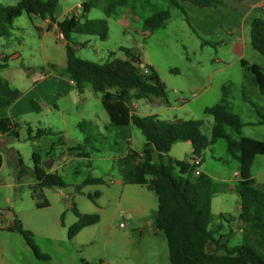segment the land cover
Returning a JSON list of instances; mask_svg holds the SVG:
<instances>
[{
  "label": "rangeland",
  "instance_id": "1",
  "mask_svg": "<svg viewBox=\"0 0 264 264\" xmlns=\"http://www.w3.org/2000/svg\"><path fill=\"white\" fill-rule=\"evenodd\" d=\"M19 1L0 0V5L15 6ZM82 1L60 0L53 19L60 22L71 16L80 17ZM220 1L223 4L217 8L222 16L229 14V18H216L214 14L206 17L191 9L202 10L192 5L184 9L185 18L167 0H124L125 8L116 6L110 18L100 8H92L86 19L104 20L107 39L72 34L70 41L77 57L97 65L112 59L125 60L123 50H131L142 64L155 70L166 88L169 103L157 107L136 101L139 112L165 121H201V134L208 140L213 120L203 111L219 103L221 88L230 85L228 109L244 126L238 134L231 131L228 134L235 139L246 137L264 142V124H258L263 119L257 113L260 111L264 117V95L250 83L251 74L240 64L243 60L264 68V56L252 49L249 36L250 21L264 20V11L253 5L264 0ZM164 10H169V20L151 34L143 32V20ZM244 15L242 29L236 30L235 25ZM65 44L55 27L48 28L40 17L26 12L13 22L10 37L0 38V55L8 57L7 67L0 76L12 75L10 86L27 94L25 100L10 110V116L19 126L18 138H0V225L18 219L32 234L38 251L48 259L37 260L16 233L10 235L15 241L6 237L8 248L14 245V252L9 255L5 251L3 258L7 264H170L165 235L154 228L157 200L148 189V177L138 165V161L150 164L155 161L144 157L145 141L138 129L132 127L127 139L118 137V130L109 129L101 96L93 93L90 85L79 94V101L63 105L61 80L66 78L61 73L66 65ZM109 53L113 56L109 57ZM42 75H52L49 78L52 82L46 79L43 86H36L34 82ZM32 86L34 89L29 91ZM82 122L91 126L85 132L77 127ZM28 126L32 129L31 139ZM36 129H50L54 134L36 137ZM62 142L69 148L84 146L87 156L72 154L61 162L59 158L69 154ZM186 144H175L165 159L175 178L181 176L178 172L181 161L189 153ZM33 153L41 159L55 160L54 164L50 160L52 166L48 171L56 172L65 183L64 188L43 189L49 203L47 208L35 206L29 189L34 183L31 176L19 181L16 178V155L21 156L25 167L32 169ZM201 158L199 170L206 169L214 177L238 167L227 155L221 139L202 152ZM250 173L258 185L264 184V156L255 158ZM187 178L194 177L189 173ZM86 179L99 182L79 187ZM214 182L213 221L209 230L215 239L223 235L227 247L238 246L242 243L241 233L234 224L240 212L238 196L227 184ZM72 208L81 214L98 215L99 222L69 239L68 229L77 221ZM220 215L235 221L228 224ZM207 249L212 252L215 246L210 244Z\"/></svg>",
  "mask_w": 264,
  "mask_h": 264
},
{
  "label": "trees",
  "instance_id": "2",
  "mask_svg": "<svg viewBox=\"0 0 264 264\" xmlns=\"http://www.w3.org/2000/svg\"><path fill=\"white\" fill-rule=\"evenodd\" d=\"M60 0H20L15 6L0 5V38H9L13 22L23 13L48 19V28L56 24L65 44L66 65L62 75L73 82L78 93H82L86 85H90L95 94L101 96V103L109 120V129L122 130L128 127L138 129L144 138V157L154 158L155 163L138 161L141 172L148 177V189L157 200V213L154 228L165 235L170 264H264V184L258 185L251 176V167L257 156H264V142L246 137L232 138L228 131L239 133L244 124L230 113L228 96L230 85L221 88V101L212 107L205 108L203 113L213 120L211 137L208 140L201 134V121H165L155 116H137L131 110L134 101L159 100L168 104L167 91L155 70L142 64L139 57L131 50L124 49L125 60L112 59L103 65H97L77 57L75 46L71 44L72 34L97 37L105 41L108 37L107 25L104 20H88L86 14L92 8H100L110 18L114 8L127 5L124 0L102 2V0H83L79 6L80 17L71 16L60 22L53 19L54 10ZM169 5L187 17L181 3H190L198 8H217L222 6L220 0H167ZM242 1V0H238ZM117 15V13H113ZM170 18L169 10L153 13L143 20L142 31L153 33L163 26ZM84 19V21H81ZM250 44L254 51L264 56V20L254 18L249 24ZM71 44V45H70ZM113 53H109L112 57ZM0 72L7 67L8 57L0 58ZM241 67L251 74V82L259 93L264 95V68L241 61ZM130 102V104H129ZM12 105L8 98L0 96V138H18V124L7 116ZM258 124H264V117ZM86 122L77 127L83 132L91 126ZM32 129L27 127L31 139ZM54 134L50 129H36L35 136L42 137ZM224 140L227 155L239 165V180L232 190L239 199L240 212L238 221L242 243L235 247L220 244V239L213 237L209 225L213 221L211 201L215 182L201 173L193 180L183 176L174 177L172 168L167 166L165 159L171 148L177 143H189L191 156L201 158L202 152L210 149L216 140ZM87 141L85 140V144ZM87 156L85 148L77 145L69 149V154ZM33 167L24 166L19 154L15 158L16 178L31 176L34 183L29 186L31 196L38 209L49 207L43 195L45 188H64L63 179L56 173L42 167L39 154H32ZM1 163V159H0ZM192 173V167L184 165L183 175ZM99 180L86 179L79 187L98 183ZM72 212L77 221L68 229L67 236L72 238L85 227L97 224L96 214L79 213L75 208ZM230 224L234 218L226 220ZM221 228V224L218 225ZM6 232L20 235L37 260H47L35 247L32 234L25 230L18 219L3 229ZM213 244L215 250L208 251Z\"/></svg>",
  "mask_w": 264,
  "mask_h": 264
},
{
  "label": "crops",
  "instance_id": "3",
  "mask_svg": "<svg viewBox=\"0 0 264 264\" xmlns=\"http://www.w3.org/2000/svg\"><path fill=\"white\" fill-rule=\"evenodd\" d=\"M190 5H191L190 3H181V6L184 9L185 8H189ZM253 7L254 8H261L262 11H264V2H262V3L256 2L253 5ZM191 9H193L197 13L198 12L202 13V15H205L206 17L208 15L214 14V16L216 18H218V17L229 18V14L224 15V16L221 15L220 8H214V9L213 8H199V9H202L200 11L197 10V9L195 10V8H191ZM244 18H245V15L241 18V21L237 25H235L236 30L240 31L242 29V22H243ZM43 22H44V24H46L48 26V24H49L48 19L43 20ZM52 27H55L57 29L55 23L52 24ZM59 38L63 39L62 35L60 33H59ZM239 43L242 44L243 41L241 42V40H240ZM1 57H2V55H0V58ZM64 68L62 69V71L64 70ZM4 70H2L0 73H2ZM48 75H50V74H48ZM40 77H41L40 79H39V76L34 79V81L36 79H39L36 82H34L35 84H37L36 86H43L45 84V82H46V79H49L50 77H52V75L51 76H45V77L42 75ZM65 78L66 79L61 80V94H63L62 97H64V99H63V105L64 106L67 104L66 102H73L75 100L79 101V94H81V93H78L77 90L74 88L73 82L70 81L66 76H65ZM11 80H12V75H10V74H4L3 77L0 76V96H2L4 98H8V99L13 101V104L11 105V107L9 109L8 115H9V118H11V120L14 121V119H12V116H10V112H11L10 110H12L18 103H20L21 101L25 100L26 97H27V94L22 89H18L17 87H11L10 86ZM51 82H52V80L49 79L48 83H51ZM32 89H34L33 86L29 89V91H31ZM135 102L136 101H134L131 104V110L133 111V113L135 115H137V116H150L148 114L139 112L138 104L135 103ZM145 102L149 103L151 106H157V107H160L162 105H166V104H164L163 102H161L159 100H153L151 102L145 101ZM167 105H169V103ZM48 110H50V109L48 108ZM174 121H181V120H174ZM131 128L132 127H128L126 129L118 130L116 135L118 137H120V138L127 139V138L130 137L129 136V130H131ZM126 142H128V141L126 140ZM61 144L63 146H66L65 142H62ZM186 145H187V147L189 149V153H188V155H186V158L183 161H181V166L179 167V171H178L181 174V176H183L184 178H187L188 174L187 175H183V168H184V165L188 163V159L191 157V146H190L189 143H187ZM66 148L70 149L67 146H66ZM171 151L172 150H170V152L168 154H171ZM64 156L66 157V160H67L68 156H70V155H68V153H66V155H64ZM257 157H259V156H257ZM260 157H262V156H260ZM45 160L46 161L47 160H49V161L52 160L53 164L55 162V160H53L52 158H48V157H46L45 159H42L43 162ZM153 160L155 161L154 158H153ZM254 161H255V159H254ZM200 172L205 174V175H207V176H209L213 181L217 180L218 182H220V184H222V183L224 185L227 184L228 187H232L231 185H235L238 182V180H239V165L235 169L230 170L229 173H225V174L222 173L219 177H214L213 175H211L212 173H210V171H207L206 169H203V171H200ZM193 179H190V180H193ZM234 224L236 225L239 233H241V230L239 229L240 222L236 221V222H234ZM7 226L8 225H5V226L0 225V262H1V264H7V261L3 258L2 253H4L5 251H8V254L11 255L14 252V245L12 247V244H10V246L8 248V246L6 244V240H5L6 237H9L10 240L15 241L14 238L10 237V235L12 233L6 232V231L3 230ZM220 244L221 245L222 244H226L227 245V239L223 235H221V237H220Z\"/></svg>",
  "mask_w": 264,
  "mask_h": 264
},
{
  "label": "built area",
  "instance_id": "4",
  "mask_svg": "<svg viewBox=\"0 0 264 264\" xmlns=\"http://www.w3.org/2000/svg\"><path fill=\"white\" fill-rule=\"evenodd\" d=\"M61 162H65L66 161V157L65 156H62L61 158H59ZM202 163V159L198 156H191L189 159H188V165L190 167H192V175L194 178L198 177L201 172L199 170V166L201 165ZM123 225H120V227H122Z\"/></svg>",
  "mask_w": 264,
  "mask_h": 264
},
{
  "label": "water",
  "instance_id": "5",
  "mask_svg": "<svg viewBox=\"0 0 264 264\" xmlns=\"http://www.w3.org/2000/svg\"><path fill=\"white\" fill-rule=\"evenodd\" d=\"M143 67H144V64H141V65H140V68H143ZM129 104H130V102H129ZM130 108H131V107H130ZM1 139H3V138H1ZM51 166H52V162L49 161V160L44 161V162L42 163V167H43L44 169H46V170H50V169H51Z\"/></svg>",
  "mask_w": 264,
  "mask_h": 264
}]
</instances>
